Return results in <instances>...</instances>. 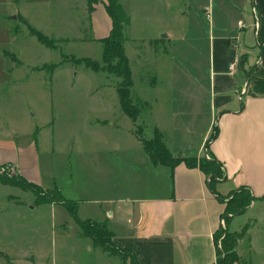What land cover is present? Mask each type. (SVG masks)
Instances as JSON below:
<instances>
[{
    "label": "rangeland",
    "instance_id": "374dc122",
    "mask_svg": "<svg viewBox=\"0 0 264 264\" xmlns=\"http://www.w3.org/2000/svg\"><path fill=\"white\" fill-rule=\"evenodd\" d=\"M118 1L130 17L123 47L133 78L131 98L140 108L133 121L120 109V78L78 63L85 57L100 63L102 57L87 0H0V163L33 149L40 187H56L76 201L81 220L103 218V201L126 193L120 191L121 183L128 187L125 175L147 157L138 128L147 140L157 128L173 153L196 152L212 110L208 10L216 21L229 13L230 27L240 12L247 23L254 18V0ZM30 26L51 38L55 49L38 42ZM240 42L247 65L254 64L260 53L255 36L241 31ZM14 168L0 164V174L11 177ZM257 192L252 209L246 211L250 204L244 214H228L242 215L233 222L240 229L232 231L228 222L221 228L240 233V240L252 226L253 262L264 264V189ZM35 196L0 184V264H123L99 247L90 245L89 251V239L77 235L65 208L38 205Z\"/></svg>",
    "mask_w": 264,
    "mask_h": 264
},
{
    "label": "crops",
    "instance_id": "0c3cea01",
    "mask_svg": "<svg viewBox=\"0 0 264 264\" xmlns=\"http://www.w3.org/2000/svg\"><path fill=\"white\" fill-rule=\"evenodd\" d=\"M103 1L98 0L89 15L93 41L98 42L109 34L111 28V18ZM206 8L202 6L203 11ZM252 12V23H247L246 15L240 12L235 25L230 27L226 19L229 13L223 12L216 21L214 11L208 10L207 15L212 19L207 29L209 101L212 106L209 124L195 153L183 151L178 154L169 150L174 157L218 160L224 170L223 178L215 179L210 186L212 177L198 166L187 167L183 162L173 169L167 165H154L147 154L134 164L133 171L125 175L127 189L124 182L120 184V191L126 190V193L103 201L105 206L100 207L104 210L103 218H89L106 222L114 234L113 242L133 252L139 264H215L217 243L214 235L228 215L224 213L225 196L246 186L257 198V191L261 193L264 189V0H254ZM18 13L10 18L14 19ZM244 30L252 32L260 51L253 66L247 65V52L240 42ZM167 37L168 41L172 40L169 35ZM248 69L251 70L247 76ZM243 76L247 78L246 83H241ZM217 111L220 113L216 124ZM215 128V136L210 139ZM20 157L0 164L13 165L16 173L40 186L33 176L36 167L34 150H24ZM48 205L52 210L59 207ZM241 216L228 215V228L239 230L233 222ZM252 229L251 226L236 245L242 264H254V243L250 240ZM90 245L92 247L89 240L86 245L89 251Z\"/></svg>",
    "mask_w": 264,
    "mask_h": 264
},
{
    "label": "trees",
    "instance_id": "16d2710c",
    "mask_svg": "<svg viewBox=\"0 0 264 264\" xmlns=\"http://www.w3.org/2000/svg\"><path fill=\"white\" fill-rule=\"evenodd\" d=\"M104 5L108 16L111 18V28L109 34L101 38L102 57L98 63L90 58L77 59L78 63H83L86 67L94 72L104 71L109 75L120 78L117 83L116 93H118L120 109L133 121L136 120L140 113V108L133 103L131 98V88L133 78L131 75L130 63L125 54L124 28L129 25L130 17L127 16L121 3L118 0H104ZM87 9L93 11V4H97V0H87ZM30 34L35 36L37 41L47 48L55 49L54 41L45 34L37 31L30 26ZM141 128H138L137 139L140 140L143 150L151 158L154 165H167L173 167L183 162L187 167L198 166L206 175H213L209 181L210 186L215 179L223 178L224 170L221 162L216 159H206L204 157H174L167 148L161 133L155 129L153 136L147 140L140 135ZM214 132L210 134V139L215 136ZM209 139V140H210ZM208 140V141H209ZM0 184L11 187H17L23 191H35L36 202L38 205L53 204L62 205L67 211L69 217L78 225L80 237L87 238L91 241L93 247H99L103 252L111 255H117L125 264H139L130 250L120 247L113 242L114 234L107 227L106 222H98L92 219L81 220L78 217V204L76 201L66 199L59 189H42L36 183L27 180L21 174L16 173L11 177L0 174ZM39 190V191H38ZM39 192V194H38ZM227 199L224 213H242V209L247 207L256 198L252 196L251 191L246 186H242L230 193ZM264 196V195H263ZM229 220L228 215L224 219L225 225ZM247 225V224H246ZM244 225V227H247ZM223 236V237H222ZM221 237L222 249L216 247V263L215 264H239L240 259L235 251L236 242L240 237V233L228 231L220 228L214 235L215 241ZM7 259V257H6ZM8 260V259H7Z\"/></svg>",
    "mask_w": 264,
    "mask_h": 264
},
{
    "label": "built area",
    "instance_id": "2783aa9c",
    "mask_svg": "<svg viewBox=\"0 0 264 264\" xmlns=\"http://www.w3.org/2000/svg\"><path fill=\"white\" fill-rule=\"evenodd\" d=\"M240 26H243V24H242V23H240Z\"/></svg>",
    "mask_w": 264,
    "mask_h": 264
},
{
    "label": "water",
    "instance_id": "95a60500",
    "mask_svg": "<svg viewBox=\"0 0 264 264\" xmlns=\"http://www.w3.org/2000/svg\"><path fill=\"white\" fill-rule=\"evenodd\" d=\"M211 177H213V175H211Z\"/></svg>",
    "mask_w": 264,
    "mask_h": 264
}]
</instances>
